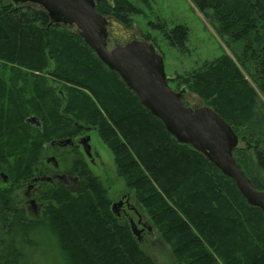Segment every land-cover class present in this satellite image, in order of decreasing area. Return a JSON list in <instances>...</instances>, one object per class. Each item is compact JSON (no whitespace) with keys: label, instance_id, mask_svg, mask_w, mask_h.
I'll return each mask as SVG.
<instances>
[{"label":"trees","instance_id":"obj_1","mask_svg":"<svg viewBox=\"0 0 264 264\" xmlns=\"http://www.w3.org/2000/svg\"><path fill=\"white\" fill-rule=\"evenodd\" d=\"M94 2L100 15L126 29L142 13L128 0ZM191 2L232 52L179 78L231 127L239 139L233 158L263 190L264 0ZM157 27L171 47L186 49L185 26ZM141 39L156 48L150 36ZM7 67L8 74L0 72V168L29 176L39 157L36 139L64 138L73 124L93 126L114 157L116 175L178 263L264 264L260 210L199 153L178 144L74 30L51 24L37 6L0 0V69ZM47 76L61 85L64 105L44 91ZM29 116L42 123L36 133L25 123ZM43 199V220L31 221L0 191V264H28L24 248L42 228L66 264H155L87 169L76 191L50 188Z\"/></svg>","mask_w":264,"mask_h":264},{"label":"water","instance_id":"obj_2","mask_svg":"<svg viewBox=\"0 0 264 264\" xmlns=\"http://www.w3.org/2000/svg\"><path fill=\"white\" fill-rule=\"evenodd\" d=\"M14 6L34 5L49 17L50 23L73 29L109 71L114 72L133 93L142 107L158 119L165 131L180 145L190 146L231 179L249 207L260 210L264 217V190H257L240 169L233 151L239 139L231 127L211 108H191L184 104L185 89L172 90L164 72L163 59L155 46L132 36L124 44L108 49L109 27L123 26L113 18H106L95 10L94 0H10ZM37 122L30 117L27 122ZM88 139L83 143L90 153ZM122 202L112 204L115 213ZM138 240L139 230L130 226Z\"/></svg>","mask_w":264,"mask_h":264},{"label":"rangeland","instance_id":"obj_3","mask_svg":"<svg viewBox=\"0 0 264 264\" xmlns=\"http://www.w3.org/2000/svg\"><path fill=\"white\" fill-rule=\"evenodd\" d=\"M128 1L136 8L140 9L142 13H140L139 16H135L133 18V24L130 29L123 27V30L129 31L131 35L126 36L122 33V31H120V29L115 28L116 31H113V33L117 35V43H123L125 39L132 36L139 39H141V37L144 35L150 36V38L155 41L156 51L163 59L164 72L166 77L169 79V87L175 91H179L182 88L186 89L187 93L184 97V103L187 106L191 108L206 106L205 102L196 94L192 93L188 86L183 83V79L189 78L196 71L202 69L205 63H213L224 54L230 56L232 49H230L231 52L228 50L224 42L215 34L212 24H210L209 21H207L205 17L195 8L191 0ZM160 24H164L166 29H171L175 25H183L187 28L188 41L186 43V49L183 52L171 47L168 44V42L164 39L161 30L157 27ZM115 43L116 41H114V39L111 37L108 42V49H112ZM0 72L8 74L9 68H1ZM244 77L249 80L247 74H244ZM5 79H9V77L6 76ZM45 83L46 84L43 85L44 91L45 89H49V95L55 99L59 98L61 105H64L66 99L61 85L55 83L49 76L46 77ZM58 90H61V95H58ZM39 96L41 97V95ZM28 98L31 100L30 97ZM61 109H63L62 106ZM28 129L29 128H27V130ZM81 129L88 130L87 135L89 138L91 137V153H93L95 161L87 170L105 185L108 192V199L111 201V204L112 202L118 203V198L120 195L130 194V192L125 189L123 180L119 179L116 175L114 157L106 144L99 138L96 129L93 126L79 124V133H81ZM71 131L73 130H70V132ZM33 132L36 133L37 131L33 130ZM68 136H65L64 138ZM39 141L40 139H36L35 144L32 143L33 147L37 145V147H35L36 153L39 152ZM40 142L46 143L44 141ZM94 153H97L98 156H94ZM41 157V154H39L37 162L40 161ZM6 169L7 170H3V168H0L1 172L7 171L8 173L7 183L3 184L0 181V191L7 198H11L14 201L13 203L17 205L19 209H21V207H23V195L21 194V190L24 181L27 179L31 180L34 177L32 169L31 173L28 174L29 176H22L24 175L22 174L23 172L15 174L12 171V167L9 166L6 167ZM26 173L29 172L26 171ZM49 189L50 188L48 186L45 187L44 192L48 191ZM131 197V205L133 208H135L136 214L133 211H130L128 213L129 217H131L130 219L135 224H137V219L140 218L143 223H145V225L150 228L149 229L147 227V230L146 228H143L144 231L147 232V235H142L141 231H139L141 234L139 233L137 241L141 250L155 264H180L172 256L169 245H167L160 238L156 229L151 225V222L145 211L137 203L134 196L131 195ZM42 205L43 208L39 218H35L31 214H28V217L25 214V217L27 219L31 218V221H42L43 211L45 208L44 206L47 205V200L43 199ZM120 222H127L128 224V220H126V217L124 216H122ZM137 228L140 229L141 226L137 224ZM28 233H30V231H28ZM29 235V239H31L33 237L32 233ZM36 235H34L33 244H28V246L26 245L24 248L26 263L66 264V260L61 254L62 252L60 253L55 239L49 236L45 229L42 228Z\"/></svg>","mask_w":264,"mask_h":264},{"label":"flooded vegetation","instance_id":"obj_4","mask_svg":"<svg viewBox=\"0 0 264 264\" xmlns=\"http://www.w3.org/2000/svg\"><path fill=\"white\" fill-rule=\"evenodd\" d=\"M115 28L117 29L118 27L114 26L108 28L109 39L112 37L114 41H116L115 44H123L132 40V37H128L123 43H117V35L113 33V31H116ZM125 35L129 36V34ZM57 93L58 95H61V90H58ZM30 117L33 116L27 117L25 119V123ZM36 119L37 122L30 121L31 124L26 123L30 126L31 131L41 129L42 123L39 118ZM72 126L73 131H71L68 134L69 136L66 138L54 137L46 143H42L40 141L38 143V153L41 154L42 157L39 162L33 161L32 173L34 177L31 180H25L21 190V194L23 195V207H21V209L27 217L28 214L33 215L35 218L40 217L43 208L42 198L45 193V187L48 186L49 188H54L55 190H57V188L64 187L65 190L74 192L80 185V178L84 172V168L88 169L95 162L93 153H91V137L88 141L90 153L87 154L85 152V148L82 143V138L89 137L87 135L88 130L81 129V133H79L78 125L73 124ZM35 147H37V145ZM94 156L97 157L98 154L94 153ZM0 181L3 184L7 183V171H0ZM131 200L132 197L130 194L120 195L118 202H122V206L114 213L116 218L121 220L122 216H124L126 217V220H131L128 213L133 211L136 214L135 208L131 205ZM112 204L114 203L112 202ZM28 219L32 220L31 218ZM137 224L141 226L140 229L137 228ZM137 224H135V227L141 231L142 235H147V232L144 231L143 228H146L147 230L149 227L146 226L140 218L137 219Z\"/></svg>","mask_w":264,"mask_h":264},{"label":"bare ground","instance_id":"obj_5","mask_svg":"<svg viewBox=\"0 0 264 264\" xmlns=\"http://www.w3.org/2000/svg\"><path fill=\"white\" fill-rule=\"evenodd\" d=\"M98 59V58H97ZM105 66V65H104ZM106 67V66H105ZM107 68V67H106ZM108 69V68H107ZM114 73V72H113ZM169 80V79H168ZM182 89H184V88H182ZM182 89H180V90H182ZM179 90V91H180ZM186 90V89H185ZM135 96V95H134ZM136 97V96H135ZM137 98V97H136ZM138 100V99H137ZM139 102V101H138ZM141 105V104H140ZM144 108V107H143ZM145 109V108H144ZM146 110V109H145ZM26 123H28V124H31L30 122H27L26 121ZM86 139H88V141H89V137H85V138H82V143H84L85 142V140ZM87 141V142H88ZM197 152V151H196ZM198 153V152H197ZM201 155V154H200ZM202 156V155H201ZM203 157V156H202ZM204 158V157H203ZM205 159V158H204ZM210 163V162H209ZM237 163V162H236ZM214 166V165H213ZM239 166V165H238ZM215 167V166H214ZM216 168V167H215ZM217 169V168H216ZM241 169V168H240ZM218 170V169H217ZM242 170V169H241ZM220 173H221V171L220 170H218ZM222 174V173H221ZM245 174V173H244ZM223 175V174H222ZM224 176V175H223ZM225 177V176H224ZM227 178V177H226ZM248 178V177H247ZM229 179V178H228ZM249 179V178H248ZM231 180V179H230ZM250 180V179H249ZM232 181V180H231ZM251 181V180H250ZM233 182V181H232ZM252 183V182H251ZM233 184H234V182H233ZM253 184V183H252ZM234 186H235V184H234ZM254 186V185H253ZM255 187V186H254ZM235 188H236V186H235ZM256 188V187H255ZM236 190H237V188H236ZM258 190V189H257ZM264 190V189H263ZM262 190V191H263ZM238 191V190H237ZM239 193V192H238ZM240 194V193H239ZM240 196L242 197V195L240 194ZM243 198V197H242ZM244 199V198H243ZM111 207H112V205H111ZM111 211H112V208H111ZM112 213L114 214V212L112 211ZM115 215V214H114ZM129 221V220H128ZM131 224L132 225H135V223L132 221V220H130L129 221V228H130V226H131Z\"/></svg>","mask_w":264,"mask_h":264}]
</instances>
